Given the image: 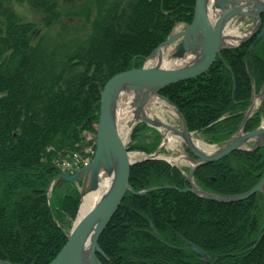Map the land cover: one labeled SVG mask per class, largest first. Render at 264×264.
Returning a JSON list of instances; mask_svg holds the SVG:
<instances>
[{
	"label": "trees",
	"instance_id": "16d2710c",
	"mask_svg": "<svg viewBox=\"0 0 264 264\" xmlns=\"http://www.w3.org/2000/svg\"><path fill=\"white\" fill-rule=\"evenodd\" d=\"M24 1L40 14L39 23L23 21L11 4ZM194 2L0 0L1 260L47 264L60 251L80 194L62 179L48 193L59 174L58 156L70 150L64 155L70 157L85 142L82 132H94L100 87L115 73L140 67L175 23L191 22ZM78 17L87 24L66 20ZM249 44L222 51L203 75L161 90L190 131L214 143L235 133L253 89L264 84V40L250 51ZM261 114L264 99L246 131L258 126ZM144 128L138 125L132 138ZM155 137L152 144L127 147L150 153L159 142ZM263 175L261 146L198 167L194 180L211 194L228 196L250 190ZM129 183L135 191L161 188L125 193L98 240L105 254L97 255L101 264H264V187L236 202L200 198L174 189L188 183L179 169L159 159L131 166ZM179 235L210 261L200 260Z\"/></svg>",
	"mask_w": 264,
	"mask_h": 264
},
{
	"label": "water",
	"instance_id": "95a60500",
	"mask_svg": "<svg viewBox=\"0 0 264 264\" xmlns=\"http://www.w3.org/2000/svg\"><path fill=\"white\" fill-rule=\"evenodd\" d=\"M233 1H235V6L232 4ZM261 15L264 17V0H195L191 22L183 24L184 29L182 31H173L163 43L146 57V61H148L151 59L154 52L161 46H169L175 43L173 51L170 52V59L174 58L176 60H181V63L185 64H181L179 67L172 69L152 64L151 66L123 70L112 75L103 86L100 87L98 120L95 129L96 143L93 158L87 166L78 170L76 173L70 175L62 172L59 173L55 179H62L65 182L81 181L80 205L82 197L86 192L96 190L101 175H104V173L111 175L115 169L114 179L93 207L80 218V210L78 211L77 218L73 223L65 244L57 255L47 264H100L97 254L104 256V253L98 245V240L116 213L125 193L130 192L138 195L161 188L150 187L136 192L129 183L131 166L141 160L157 159V155L164 148V143L162 142L154 154L147 155L144 152H138L144 157L141 160L133 158L135 153L129 151L127 148L125 138L121 135L116 123L114 99L122 91L133 93L134 105L137 108L135 111L136 114L142 113L145 109V103L139 107V92L143 90L161 97L176 110L180 121L179 128L173 127L161 120L158 121L176 136H182V138L184 137L187 140V142L183 144L192 155L190 159L194 162V165L186 176V180L190 186L184 189L173 187L174 189L181 192H190L200 198L221 203L241 201L263 189L264 175L249 191L228 196L211 194L198 187L193 181L194 172L198 167L220 160L237 150H249L244 149L243 146L251 140H256V144L250 150H255L264 146L263 126L248 132L245 131V125L251 115L252 107L246 109L238 130L225 142V144L219 147V149L214 150L211 154H206L200 149H197L192 143L191 140H193V137L180 111L165 97L159 95L161 90L172 84L190 80L205 73L214 64L220 51L236 48L242 42L248 40L262 24L258 36L251 45L252 48L260 38H264V20L262 23ZM233 16L252 18L256 27H253L248 35L236 45L225 46L224 31L227 22ZM187 57L191 58L188 62L186 60ZM263 90L264 84L261 87V92H263ZM142 95L144 96L143 100L149 98L148 95ZM251 102L252 99L250 100V103ZM137 117L138 115L135 117V122L140 121L151 125L147 118L139 116L137 119ZM155 129L159 130L158 128ZM52 183L53 181L49 184L48 190H50ZM164 187L168 188L171 186L164 185ZM261 230H264V214ZM181 239L187 243L185 239ZM87 246H89L90 250L88 255L85 253ZM190 246L191 249L200 256V260L206 263L210 261L201 248L194 244H190ZM0 264L14 263L0 260Z\"/></svg>",
	"mask_w": 264,
	"mask_h": 264
},
{
	"label": "rangeland",
	"instance_id": "374dc122",
	"mask_svg": "<svg viewBox=\"0 0 264 264\" xmlns=\"http://www.w3.org/2000/svg\"><path fill=\"white\" fill-rule=\"evenodd\" d=\"M75 1H77V4L78 5H81V4L84 3L85 0H75ZM11 4H12V6L14 5V8H15L17 14L19 15V17L23 21H29V22H34V23H39L40 22V14L36 13L25 1L24 2H21V3L11 2ZM89 6H90V3H89ZM84 18L78 17V18H74L72 20L66 18V20L67 21H70V22L72 21V22H75V23L77 22L78 24L82 23V24L85 25V24H87V22L84 21ZM263 20H264V18L261 20L262 23H263ZM238 21H241L239 23V27H238L239 29H238V31L241 32L242 34L246 33L249 30H251L252 26L254 25V23H252V20L247 21L245 19H241L240 20V18H238ZM38 28L40 30H42V31L44 29L43 26H39ZM258 28H259L258 31H255V33H253L250 36V38H249L250 39L249 42H251L250 47H249V50H252L254 48V46L251 48V45L254 42V40L256 39V37L258 36V34H259V32H260V30L262 28V24ZM54 29H55V31L59 32L58 29H56V28H54ZM171 31H172V29H171ZM171 31H170V33H171ZM39 32L40 31H38L35 39L38 38ZM54 33H56V32H54ZM76 34H78V33L75 32V33H72L71 35H66V38H68L69 36L76 35ZM248 40H246V41L248 42ZM163 42H161V43H163ZM168 47L173 49L174 45L172 44V45H169ZM219 58H221V53L219 55ZM190 59L191 58H189L187 60V62L190 61ZM154 64H157V66H159V67L172 69V68L179 67L182 63H181V60H176V59L173 58V59H169V60L164 61V62H158V63H154ZM183 64H185V63H183ZM160 92H159V95H162ZM142 94L148 95L149 98L153 96V94H151L149 91L146 92L145 90H143V91L139 92V101H140L139 107H141L143 105V103H146V100L149 99V98H147V99L143 100L144 99V96ZM132 96H133V93L125 94L124 97H121L120 98V102H118V104H117V109H116V123H117V127L121 131L122 135L124 134L123 132L125 131L126 125L130 124V121L133 119V116H135L134 115V111L137 110L136 106L134 105V99H132L133 104H130V101H131L130 98ZM162 96L165 97L164 95H162ZM132 98H134V96ZM251 99H252V102L250 103V100ZM263 99H264V97H263V94H261L260 90L258 92H256L255 89H253L252 95H251V97L249 99L250 105L248 104L247 108L253 107V110H251L252 113L258 111L260 109V107L262 106ZM171 104H173V103L171 102ZM128 107L130 108V111H131L130 115L128 113H125ZM149 112L154 117H157L156 119H159L161 121L167 122L169 125H171L173 127H176V128H179L180 127L179 118L176 115L171 114L167 110H161L160 108H154L153 107V108H150ZM141 124L145 125V128L139 130L137 132V134H136V137L135 138H132V133H133L134 129L138 125H141ZM186 125H187V123H186ZM95 126H96V123H92V127L95 128ZM258 126L259 127L260 126H264V114H261L260 115V121H259ZM187 128H188V126H187ZM238 128H237V130H238ZM189 132L191 133L192 137L195 138V140H199L200 142H202V143H204V144H206L208 146H211L212 150L219 149V147L223 146L225 144V142L233 135L232 134L229 138H227L226 140H224L221 143H214V142L209 141V138L207 136H204L202 134V132H199V131H190V130H189ZM170 134H172V137H174L178 141L177 145L175 146V148H171L169 146H164V148L162 149V151H160L157 156H158V158H160L159 160H163L164 161V159H165V160H167L165 162H167L170 166H172V164H173L175 168H177V169L179 168V170H182L183 171V176L185 178V176H187L189 174V172L191 171V169H192L191 164H193V162L190 159L191 157L188 154V152L186 151V147L184 146V144L175 136V134H173L172 132ZM81 135L83 137V140L85 141L84 144L82 146L78 147V149H76V151H73L72 150L75 154H77V159L76 160H72V161L76 163L78 170L81 169L83 166H85L86 163L89 162L93 158V155H94V152H95V143H96V139H95L94 132L84 131V132H82ZM155 135H157L159 137V142L157 144L156 149L153 150L150 153H146V152H144L142 150H138V149L130 150L131 152L135 153V158L134 159H139L140 160V159L143 158V155L141 153H138V152H144L147 155L154 154L157 151L158 147L163 142V138H162L163 133L159 132L153 126H151V125H149L147 123H144V122H140V121L134 123V125H133V127L131 129L130 134L128 136L124 137L126 144H131V143H133V144H135V143L152 144L153 143V139L156 138ZM255 144H256V140H251L248 143H246L243 146V148L250 150ZM68 151L70 152V150H67V152ZM182 154L185 155L186 158ZM64 155L63 156H60V155L58 156L57 155L58 158H59L58 160H60V159L63 158L61 160V162L64 161V160L69 161L70 159L69 158H65ZM72 161H70V162H72ZM139 162H141V161H139ZM58 166H59V164H58ZM73 184H75L77 186V188L79 190V194H80L81 181L73 182ZM142 190H145V189H142ZM138 191H141V190H138ZM138 191H136V192H138ZM80 206L81 205H80V199H79V205H78V209H77V212H76V216H77L78 211L80 210ZM75 219H76V217H75ZM75 219L73 220L72 223H74Z\"/></svg>",
	"mask_w": 264,
	"mask_h": 264
},
{
	"label": "bare ground",
	"instance_id": "6f19581e",
	"mask_svg": "<svg viewBox=\"0 0 264 264\" xmlns=\"http://www.w3.org/2000/svg\"><path fill=\"white\" fill-rule=\"evenodd\" d=\"M232 4H233V6H235L236 5L235 1H233ZM235 19H236V16H233L228 22L234 21ZM228 22H227V24H228ZM242 38H243L242 34L239 33L235 28H230V29L227 30V32H224V44H225V46L226 45L227 46L236 45L240 40H242ZM170 56H171V53H170V51L168 49V46L167 45L161 46L159 49H157L154 52V54L152 55L151 59H149L146 62V65L147 66H151L154 63L167 61V60L170 59ZM125 94H128L127 91L126 92L122 91L121 93L118 94L117 97H115V99H114L115 110H116L118 102H120V98L124 97ZM132 97L130 98L131 99L130 104H133V102H132L133 98ZM114 104H113V106H114ZM153 107L154 108H160L161 110H167L171 114L176 115L178 117V115L176 113V110L168 102L164 101L161 97H159L157 95H153L152 97H150L146 101L145 109L143 110L142 113L136 114L135 111H134V115L135 116H133V119L130 121V124L126 125L125 131L123 132L124 133L123 137H126L129 134V132H130V130L132 128V125L136 121L135 117L138 115L137 119L139 118V116L143 117V118H147L150 121V123H151V125L153 127L158 128L160 130V132L163 133L164 146H169L171 148H175V146L177 145L178 141L174 137H172V134H170L171 131L167 130L164 126H162L159 123V121H158L159 119H156L157 117H154L149 112L150 108H153ZM252 109H253V107H252ZM125 113H128L130 115L131 111H130L129 107L127 108ZM165 123H167V122H165ZM176 137L182 143H184V142L186 143L187 142V140L184 137L182 138V136L181 137L176 136ZM194 140H195V138L193 137V140H191V141H192V143L194 144V146L197 149H200L202 152H204L206 154H211L213 152L211 146H208V145L200 142L199 140H195V141ZM183 156H185V155H183ZM185 158H186V156H185ZM114 171H116V170L114 169L113 173L111 175H107L105 173H104V175H101L99 177V185L97 186L96 190L86 192L83 195L82 201H81V206H80V211H79V218L81 216H83L91 207H93V205L96 203V201L104 194L106 189L110 186L111 182L114 179V173H115ZM179 237H180V239L181 238L185 239L181 235H179ZM185 240L187 241V243L181 239V241L184 244H186V245L188 244L190 246V244H193V243L189 242L187 239H185ZM89 251H90L89 250V246H87L86 250H85L86 255H88ZM206 256L210 259V257L207 254H206Z\"/></svg>",
	"mask_w": 264,
	"mask_h": 264
},
{
	"label": "built area",
	"instance_id": "2783aa9c",
	"mask_svg": "<svg viewBox=\"0 0 264 264\" xmlns=\"http://www.w3.org/2000/svg\"><path fill=\"white\" fill-rule=\"evenodd\" d=\"M74 158H73V160H76L77 159V155H74L73 156ZM62 166L65 168V169H68V170H73L74 168H75V166H76V163L75 162H70V161H65V162H63L62 163Z\"/></svg>",
	"mask_w": 264,
	"mask_h": 264
},
{
	"label": "flooded vegetation",
	"instance_id": "af4514ba",
	"mask_svg": "<svg viewBox=\"0 0 264 264\" xmlns=\"http://www.w3.org/2000/svg\"><path fill=\"white\" fill-rule=\"evenodd\" d=\"M235 22H236V23H235ZM237 24L239 25V21H238V19H236V21H234V26L237 25ZM260 40H264V38H260V39L256 42V44H257ZM249 41H250V39L248 40V42H249ZM245 43H247V41L242 42L241 45H243V44H245ZM250 44H251V42H250ZM250 44H249L248 49H247L248 51H250V50H249ZM256 44H255V45H256ZM241 45H239V47H240ZM255 45H254V46H255Z\"/></svg>",
	"mask_w": 264,
	"mask_h": 264
}]
</instances>
